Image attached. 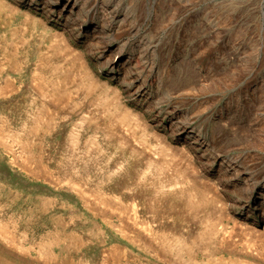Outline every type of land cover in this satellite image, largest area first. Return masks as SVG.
<instances>
[{"label":"rangeland","instance_id":"rangeland-1","mask_svg":"<svg viewBox=\"0 0 264 264\" xmlns=\"http://www.w3.org/2000/svg\"><path fill=\"white\" fill-rule=\"evenodd\" d=\"M89 1L119 15L114 70L93 26L0 0V264H180L147 228L191 239L208 214L221 224L203 243L211 257L264 264V206L246 200L248 178L264 193V0ZM64 72L55 100L48 84ZM133 79L152 96L131 93ZM188 259L209 261L199 248Z\"/></svg>","mask_w":264,"mask_h":264},{"label":"bare ground","instance_id":"bare-ground-1","mask_svg":"<svg viewBox=\"0 0 264 264\" xmlns=\"http://www.w3.org/2000/svg\"><path fill=\"white\" fill-rule=\"evenodd\" d=\"M14 1L17 4V2L21 0H14ZM36 1L37 0H31V3H35ZM73 1H74V5L71 4L69 0H42V5H43V9L45 10L46 14H49L48 16L56 13V10L59 11V15L64 13L65 22H66L65 25L69 24V26L74 27L73 29L75 30L78 29L79 32H81L82 29L85 30L87 25L93 26V31L91 32L93 33V35L91 36L92 39L103 40L104 51L102 52L101 56H103L105 53H110L111 58L108 60L107 64L113 70L119 67V63L122 61L124 57H126V45L122 44L114 48L113 44L111 43L112 40L117 39L116 21L119 15L111 11L110 7L102 9L99 6L98 2H90L89 0L87 1L86 0H73ZM88 14L93 15V19L91 21L87 19ZM96 19L98 23H100V25H97V24L93 25ZM79 65L80 64H78V66ZM132 65H133V62L129 60L128 63L124 62L122 64V67H125L126 76L133 74L132 78H134L136 72H135V68H132ZM64 74L65 72L62 73V75L58 76L57 78H51V81L48 84L47 91L50 93V95H52V97L55 100H61V98L64 97L63 91H65V89L63 90V89L58 88L59 87L58 80L62 79V82L65 85L70 80L69 76L71 75V72H67L66 75ZM129 83L131 85H134L135 87L134 90H131V93H133L135 96H143L146 98H148L149 96H152L151 93H149L147 81L145 79L144 80L133 79ZM90 89L94 90L92 86H90ZM109 108H112V105H110ZM176 114H177V110L172 111V113L170 114L171 115L170 122L172 124H176V121H175ZM121 120L125 123H128L127 121L129 119L126 115H124L123 117H121ZM183 134L187 136L186 139L192 138L194 139L196 143H199L201 141L200 136L193 135V132L189 131L188 127L184 128ZM199 134L201 135V133ZM199 148H201L203 152L207 154L208 160L210 161V164L212 166L217 164L223 172L230 173L231 171L235 170L237 175L240 174V171L237 169L236 164H234L233 160L230 159L226 161V159L220 158V156L215 154L209 147H207V145L199 144ZM255 180H256L255 178H251V180L248 178V182L249 183L251 182V184H250V190H249L250 195L248 196L246 200L247 202H250L252 198L253 200L262 199L261 205L264 206V193H261L258 195L256 193V195H254L255 194L254 190L256 189L257 191L261 188L260 183L256 182ZM192 197H194V195H192ZM201 201L207 202V203L212 202V200H207L205 197H202ZM193 202L195 203V201ZM238 204L240 206L243 203L239 202ZM219 221L220 219L217 216L208 214L207 217L204 219V227H202V229L196 234V236L191 239H187L180 234L170 233L167 231H159V230L157 232L149 228H147L148 229L147 232L150 235V238L152 240L159 241L161 250L165 254V256L167 255L170 258L171 257L173 258L174 256H176L177 258H179L180 264H189L191 259L184 260V258L190 257L194 248H199L200 250L203 251L204 256L209 258L208 264H225V260L223 258L211 257L212 254L209 255V250L207 249V246L203 245L204 242H206L207 240H212L219 233H221V227H220L221 224L219 223ZM262 223L264 224V218L262 219ZM253 234H254L253 236L254 243L257 242L255 244L258 246V249H256L255 251L256 253H258V255L264 256V230L263 232H254ZM252 245L254 246V244ZM233 264H237V262H233ZM242 264H247V263H242Z\"/></svg>","mask_w":264,"mask_h":264}]
</instances>
